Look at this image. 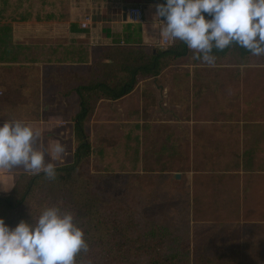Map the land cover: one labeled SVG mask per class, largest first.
<instances>
[{"label":"rangeland","instance_id":"1","mask_svg":"<svg viewBox=\"0 0 264 264\" xmlns=\"http://www.w3.org/2000/svg\"><path fill=\"white\" fill-rule=\"evenodd\" d=\"M30 94L18 100L17 110L4 105L0 123L17 118L40 127L49 120L37 144L46 162L70 163L77 99L40 101ZM85 130L94 154L81 172L95 176L103 195L127 188L126 204L143 223L165 228L180 242L190 264H264V60L194 67L180 59L122 99L101 101ZM167 136L177 152L158 157ZM58 142L66 149L59 158L51 151ZM99 148L105 149L102 158ZM247 149L254 153L252 171L236 165V153ZM130 173L137 180L126 187ZM18 174L2 176L0 195L12 190Z\"/></svg>","mask_w":264,"mask_h":264},{"label":"trees","instance_id":"2","mask_svg":"<svg viewBox=\"0 0 264 264\" xmlns=\"http://www.w3.org/2000/svg\"><path fill=\"white\" fill-rule=\"evenodd\" d=\"M129 28L132 32L141 34L140 26L132 25ZM9 30L7 24H0V63L17 60L16 54L22 50V47L11 45ZM214 53L217 56L216 65L246 66L264 60V56H254L235 45L223 51L214 49ZM193 57V52L186 44L178 40H171L168 46L157 49L155 53L147 51L143 46L116 47L104 52L103 59L111 61L92 63L84 82L73 88L77 96V112L73 116L75 148L72 161L57 166L55 181L47 179L43 173L18 174L12 190L0 195V217L10 226H15L20 220L32 222L44 207L53 204L74 211L89 245L87 252L77 255L76 264H190L188 253L182 252L180 242L166 234L165 228L156 229L143 223L136 208L126 204L122 198L127 188H123L119 195H103L94 183L95 176L83 174L81 168L83 164L89 163L94 154L85 123L101 101L113 102L129 95L139 82L158 76L162 70L175 66L180 59H186L194 67H208ZM4 105L8 111L12 110L8 105L16 106L10 92L0 94V112ZM129 135V140L135 139L139 146L138 136L133 133ZM173 142L167 136L155 151L156 155L160 157L166 153L176 154ZM135 153L138 156V148ZM96 155L104 157L105 149L99 148ZM253 155L252 149L237 152L236 165L252 171ZM132 173L124 177V186L137 180L133 176L135 173ZM131 198L134 199L133 196ZM176 244L181 251H174Z\"/></svg>","mask_w":264,"mask_h":264},{"label":"clouds","instance_id":"3","mask_svg":"<svg viewBox=\"0 0 264 264\" xmlns=\"http://www.w3.org/2000/svg\"><path fill=\"white\" fill-rule=\"evenodd\" d=\"M163 18L162 31L172 41H181L194 59L216 65L215 50L233 45L254 56H264V0H163L157 4ZM39 129L25 119L0 123V168L22 166L33 175L57 178V164L45 160L38 146ZM65 145L51 151L57 158ZM89 248L76 213L53 204L43 208L32 222L20 220L10 226L0 217V264H76V257Z\"/></svg>","mask_w":264,"mask_h":264},{"label":"crops","instance_id":"4","mask_svg":"<svg viewBox=\"0 0 264 264\" xmlns=\"http://www.w3.org/2000/svg\"><path fill=\"white\" fill-rule=\"evenodd\" d=\"M157 4L145 0H0V24L10 27L11 45L22 47L17 60L0 63V85L16 104L10 108L19 109L18 100L26 93L40 101L54 96L77 99L73 88L84 82L92 63L111 61L103 59L110 49L143 46L152 53L161 49L157 43L165 33L163 21L155 15ZM133 5L144 7L142 24L123 20V7ZM85 16L90 21L87 28H81ZM132 25L140 26V35L132 32ZM42 110L48 113V105H42ZM39 123L40 127H34L40 132L50 125L44 118ZM21 168H0V179L5 174L14 177Z\"/></svg>","mask_w":264,"mask_h":264},{"label":"built area","instance_id":"5","mask_svg":"<svg viewBox=\"0 0 264 264\" xmlns=\"http://www.w3.org/2000/svg\"><path fill=\"white\" fill-rule=\"evenodd\" d=\"M126 17L130 23L142 24L145 20L143 7L141 5H133V6L127 7ZM89 21H90L89 16H85L83 18V21L80 23L81 28H87ZM170 43H171V40L164 34L160 37L157 44H158V47L163 49L164 47L168 46ZM0 94H1V91H0Z\"/></svg>","mask_w":264,"mask_h":264},{"label":"water","instance_id":"6","mask_svg":"<svg viewBox=\"0 0 264 264\" xmlns=\"http://www.w3.org/2000/svg\"><path fill=\"white\" fill-rule=\"evenodd\" d=\"M126 10H127V7L124 6L123 9H122V12H123V13H122V14H123L122 16H123V20H124V21L127 19V17H126ZM159 19H160L161 21H163V18H160V17H159ZM176 178H179V174L176 175Z\"/></svg>","mask_w":264,"mask_h":264}]
</instances>
